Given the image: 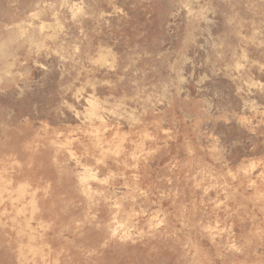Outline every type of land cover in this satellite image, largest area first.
<instances>
[{
	"label": "rangeland",
	"instance_id": "obj_1",
	"mask_svg": "<svg viewBox=\"0 0 264 264\" xmlns=\"http://www.w3.org/2000/svg\"><path fill=\"white\" fill-rule=\"evenodd\" d=\"M0 264H264V0H0Z\"/></svg>",
	"mask_w": 264,
	"mask_h": 264
}]
</instances>
